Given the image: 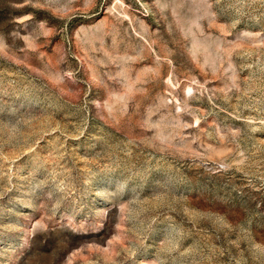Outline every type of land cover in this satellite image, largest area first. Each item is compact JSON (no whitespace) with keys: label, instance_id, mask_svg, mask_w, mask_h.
I'll use <instances>...</instances> for the list:
<instances>
[{"label":"rangeland","instance_id":"obj_1","mask_svg":"<svg viewBox=\"0 0 264 264\" xmlns=\"http://www.w3.org/2000/svg\"><path fill=\"white\" fill-rule=\"evenodd\" d=\"M0 264H264V0H0Z\"/></svg>","mask_w":264,"mask_h":264}]
</instances>
